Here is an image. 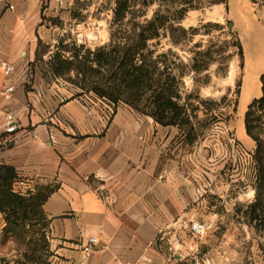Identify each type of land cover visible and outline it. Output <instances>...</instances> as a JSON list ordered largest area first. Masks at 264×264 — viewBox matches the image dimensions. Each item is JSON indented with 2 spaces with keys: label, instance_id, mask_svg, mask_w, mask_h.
I'll use <instances>...</instances> for the list:
<instances>
[{
  "label": "crops",
  "instance_id": "1",
  "mask_svg": "<svg viewBox=\"0 0 264 264\" xmlns=\"http://www.w3.org/2000/svg\"><path fill=\"white\" fill-rule=\"evenodd\" d=\"M75 2L0 0V63L14 67L0 71V165L33 193L56 187L43 206L55 264H76L90 238L98 245L87 264H264L261 251L233 250L250 237L233 207L253 196L254 180L230 111L218 122L163 127L88 97L67 82L73 72L54 74L56 54L71 61L74 49L100 48L98 32L82 45L91 30ZM197 222L212 227L198 243ZM4 226L0 215V244Z\"/></svg>",
  "mask_w": 264,
  "mask_h": 264
},
{
  "label": "rangeland",
  "instance_id": "2",
  "mask_svg": "<svg viewBox=\"0 0 264 264\" xmlns=\"http://www.w3.org/2000/svg\"><path fill=\"white\" fill-rule=\"evenodd\" d=\"M134 1V13L142 16L140 22L152 19L158 12L174 19L179 15L178 11L184 1H191L196 7L186 13L180 23H169L166 35L159 41L149 42V50L155 53L153 60L160 63L161 69L167 67V73L178 79V103L187 109L189 125L197 124L198 121L218 122L230 111L233 135H236L246 151L252 153L250 164L253 165L251 176L254 180L253 196L233 207V214L246 227L250 237L235 240L233 250L261 251L264 257V184L259 181L258 164L254 160L256 145L247 136L244 126L249 105L262 96L260 79L264 75V0H228L227 7L214 4L217 0H152L147 7L143 6V1L151 0ZM115 2L116 0H76L74 8L80 15L78 22L91 30L83 37L82 45L95 40L97 32L99 46L109 44ZM235 35L242 47V58L234 46L237 40ZM159 55L163 57L157 59ZM66 80L88 97L96 98L94 94L82 90L81 76L74 74V77H67ZM110 107L114 112L115 106ZM200 110L205 113V117L198 119L195 113ZM260 157L264 165V152ZM256 201L260 216L257 227L249 219L250 207ZM32 234L34 242L31 249L37 251L35 262L29 264H55L48 230V251H42L39 227ZM26 251L27 247L22 242L12 239L1 241L0 259H5L10 264H21L20 262L25 261Z\"/></svg>",
  "mask_w": 264,
  "mask_h": 264
},
{
  "label": "trees",
  "instance_id": "3",
  "mask_svg": "<svg viewBox=\"0 0 264 264\" xmlns=\"http://www.w3.org/2000/svg\"><path fill=\"white\" fill-rule=\"evenodd\" d=\"M165 1V0H163ZM174 1V0H172ZM151 2L143 1V6ZM134 0H116L111 23L110 42L94 52L82 48L73 50L72 60H62L59 54L53 58L51 69L61 76L73 72L81 76L82 90L94 94L115 107L123 104L137 113L150 117L163 127H185L190 124L187 109L179 105L176 76L167 73V67H160L153 60L155 53L149 50V42L159 41L166 35L167 25L180 23L186 13L195 9L191 1L181 3L179 15L171 19L158 12L152 19L136 16ZM179 4V3H177ZM214 4L227 7L228 0H217ZM174 20V21H172ZM173 23V24H175ZM235 47L242 58V47L237 35ZM157 56V59L162 58ZM262 96L248 107L244 117L247 136L256 145L254 160L259 169V181L264 184V165L261 153L264 152V75L260 79ZM81 86V85H80ZM85 94V93H84ZM17 179L13 168L0 165V215L4 217L5 226L1 241L10 239L22 242L27 251L25 261L21 264L35 262L36 249L32 250L33 231L39 227V241L42 251H48L47 230L49 221L44 214L43 206L56 187L48 185L24 196L14 191ZM257 201L250 207L249 219L256 227L260 216ZM19 263V262H17ZM0 264H10L0 259Z\"/></svg>",
  "mask_w": 264,
  "mask_h": 264
},
{
  "label": "built area",
  "instance_id": "4",
  "mask_svg": "<svg viewBox=\"0 0 264 264\" xmlns=\"http://www.w3.org/2000/svg\"><path fill=\"white\" fill-rule=\"evenodd\" d=\"M10 10H13V7H9ZM0 71L3 72L4 74H12L14 72V67L7 62H1L0 63ZM14 93V87L8 86L5 91L2 92V95L6 100H10L12 94ZM16 126L13 123V117L8 116L7 117V125H6V132L11 134L16 131ZM163 179V176L161 177ZM14 191L20 195H30L33 193V188L31 185H29L27 182L22 181V180H17L14 183ZM212 230V227L208 223H202V222H197V223H192L190 227V233L192 238L198 243L202 239L206 237L208 233H210ZM98 245V239L96 238H90L87 241H85L82 244V256L81 258L77 261L76 264H87L88 260L90 259L94 248ZM73 264V263H69Z\"/></svg>",
  "mask_w": 264,
  "mask_h": 264
},
{
  "label": "water",
  "instance_id": "5",
  "mask_svg": "<svg viewBox=\"0 0 264 264\" xmlns=\"http://www.w3.org/2000/svg\"><path fill=\"white\" fill-rule=\"evenodd\" d=\"M231 24V23H230Z\"/></svg>",
  "mask_w": 264,
  "mask_h": 264
}]
</instances>
